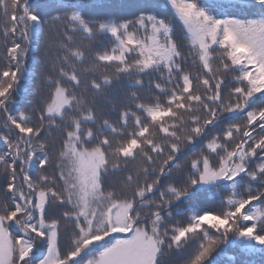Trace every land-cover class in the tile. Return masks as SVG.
<instances>
[{
	"label": "snow or ice",
	"instance_id": "obj_1",
	"mask_svg": "<svg viewBox=\"0 0 264 264\" xmlns=\"http://www.w3.org/2000/svg\"><path fill=\"white\" fill-rule=\"evenodd\" d=\"M48 7L0 0V264L264 254V0Z\"/></svg>",
	"mask_w": 264,
	"mask_h": 264
},
{
	"label": "trees",
	"instance_id": "obj_2",
	"mask_svg": "<svg viewBox=\"0 0 264 264\" xmlns=\"http://www.w3.org/2000/svg\"><path fill=\"white\" fill-rule=\"evenodd\" d=\"M107 3L111 4L113 7L105 9L104 11H112V12H121L125 10L124 6H130L136 2V0H106ZM213 2H216V0H202V3L204 4H212ZM30 3L33 7H37L38 11H41L42 13L50 11L48 5L53 3V0H30ZM161 3H163V0H161ZM51 40L55 41V34H51ZM29 66H32L35 64V61L29 58ZM218 63V61H217ZM42 70L41 67H37L36 71L39 73ZM231 77H229L230 79ZM39 79V76L37 75V80ZM28 81L25 79L22 81V86H27ZM46 91V90H45ZM119 91L122 93L125 91L123 88V85L120 86ZM144 95H147V86L145 89ZM32 97L27 94V92H21L20 95H18L16 103L12 105V110L15 112L18 109H25L29 107V100H31ZM117 103H120L119 100H117ZM101 107H104L105 109H110V105L103 103L101 101ZM111 118L115 120L116 113L111 112L110 113ZM54 136H58L59 133L54 132ZM5 147L4 145L0 144V151H4ZM33 175H35V172L33 170ZM229 257H233V259H229ZM170 257H163L162 258V264H169ZM219 264H264V254L261 253H246L243 252L238 247H232L228 246L225 248V250L220 254V256L217 258Z\"/></svg>",
	"mask_w": 264,
	"mask_h": 264
},
{
	"label": "rangeland",
	"instance_id": "obj_3",
	"mask_svg": "<svg viewBox=\"0 0 264 264\" xmlns=\"http://www.w3.org/2000/svg\"><path fill=\"white\" fill-rule=\"evenodd\" d=\"M214 3V2H213ZM27 80V79H26Z\"/></svg>",
	"mask_w": 264,
	"mask_h": 264
}]
</instances>
